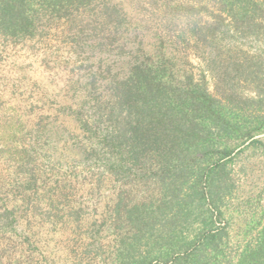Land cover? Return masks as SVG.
Instances as JSON below:
<instances>
[{
	"label": "trees",
	"instance_id": "1",
	"mask_svg": "<svg viewBox=\"0 0 264 264\" xmlns=\"http://www.w3.org/2000/svg\"><path fill=\"white\" fill-rule=\"evenodd\" d=\"M147 5L137 12L114 0H0V42L79 65L57 111L86 136V157L127 188L104 221L114 240L99 248L109 264H264V202L237 236L223 212L232 192L227 163L264 134V92L244 96L258 68L222 58L218 40L225 22L242 34L263 28L264 0ZM202 11L210 20H198ZM233 47L227 52L240 51ZM192 53L206 62L214 92ZM140 184L143 197L128 198Z\"/></svg>",
	"mask_w": 264,
	"mask_h": 264
},
{
	"label": "rangeland",
	"instance_id": "2",
	"mask_svg": "<svg viewBox=\"0 0 264 264\" xmlns=\"http://www.w3.org/2000/svg\"><path fill=\"white\" fill-rule=\"evenodd\" d=\"M114 2H121L127 11L148 8V0ZM207 7L210 13L217 9L213 4ZM202 12L198 20H210L209 13ZM220 26L222 58H244L258 68L253 82L244 81V96L263 93L264 26L244 34L231 31L228 22ZM230 46L240 51L227 52ZM33 53L0 42V264H109L107 253L99 248L106 249L114 240L104 221L116 195L127 188L104 173L101 161L86 157V136L57 111L64 106L63 90L74 74L72 67L79 65L66 55L44 59L41 53ZM190 58L197 74L206 72L201 57L192 53ZM206 73L214 92V80ZM36 124L43 135L36 131ZM227 170L232 192L225 202L224 219L232 236H237L244 230V221L261 214L264 134L239 148ZM134 186L128 198H142L138 191L146 193L147 187ZM12 210L15 218L8 219L6 212ZM76 217L79 223L73 220Z\"/></svg>",
	"mask_w": 264,
	"mask_h": 264
}]
</instances>
